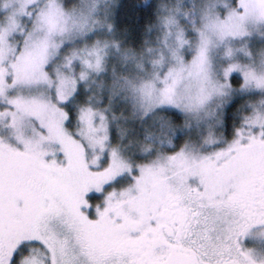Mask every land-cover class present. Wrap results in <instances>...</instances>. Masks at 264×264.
Masks as SVG:
<instances>
[{"label": "snow or ice", "instance_id": "1", "mask_svg": "<svg viewBox=\"0 0 264 264\" xmlns=\"http://www.w3.org/2000/svg\"><path fill=\"white\" fill-rule=\"evenodd\" d=\"M0 264H264V0H0Z\"/></svg>", "mask_w": 264, "mask_h": 264}]
</instances>
